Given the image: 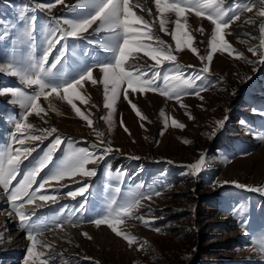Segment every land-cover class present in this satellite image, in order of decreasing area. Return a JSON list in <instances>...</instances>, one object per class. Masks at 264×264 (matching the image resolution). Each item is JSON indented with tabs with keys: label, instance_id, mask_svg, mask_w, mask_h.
<instances>
[{
	"label": "rangeland",
	"instance_id": "1",
	"mask_svg": "<svg viewBox=\"0 0 264 264\" xmlns=\"http://www.w3.org/2000/svg\"><path fill=\"white\" fill-rule=\"evenodd\" d=\"M75 2L64 0L63 4H57L55 0H0V63L8 62L13 56L26 60L30 53L28 46L17 35L26 22L21 13L27 20L32 15L38 17L35 39L39 43L50 20L55 24L53 17L71 18L66 5ZM131 3L140 4V7H133V12L148 20L155 35L175 50L176 43L171 35L175 30V14L159 13L155 0H131ZM228 3L234 11L246 7L253 9L252 12H235L241 19L225 31V39L232 49L242 53L246 59H235L228 52L214 53L209 65L210 75L196 82L206 90L201 91L199 96L191 91L181 96L187 107H181L176 100H169L159 92H136L130 95L129 100L137 105L141 115L147 117V120H141L121 93L114 105L110 126L105 119L110 110L104 106L103 85H93L89 81L80 90L84 101H73L93 120V127H89L67 101L50 98L55 105V110H52L49 101L41 97V107L47 114L29 116L27 122L34 125L29 131L39 134L37 130L40 128L55 127L62 137H70L75 147H89L100 144L93 131L95 128L103 133L104 140L110 142L114 150L119 149L99 164L88 165L96 169L95 176H66L62 182H51L53 187H58L59 183L67 185L58 193L41 190L45 195H57L59 199L56 203H48L40 209L35 208V203L45 202L37 200L32 205L24 204L26 212L35 210L37 213L32 221L41 226L42 235L38 239L51 246L43 248L38 245L37 250L52 257L50 264H150L155 262L154 257L157 260L159 257L168 259L179 254L182 257L190 255L191 264H221V257L224 262L228 261L227 264H264V192L248 191L231 183L235 181L247 188H264V63L260 62V52H264V48H260L256 55L248 51L249 47L259 46V24L264 22V17L258 15V0H228ZM39 4H51L53 7H37ZM185 17V30L193 36L192 44L198 53L182 46L173 54L177 56V62L184 66L187 78L193 75L188 65L197 69L203 67L200 56L207 55V37L213 26L206 18L198 17L194 10L186 12ZM161 18L166 22V32L159 31ZM182 23H185L183 19ZM12 26H15L16 32L9 37L5 30L12 32ZM200 28L205 30L203 34L198 31ZM84 43L87 45V41ZM90 47L103 52L96 45ZM88 50L85 48L82 52L80 48L76 49L74 59L80 61L77 67L84 66L87 59L84 53ZM96 51H93V57ZM31 54L42 55V50L38 48ZM55 54L58 53L54 50L49 59L53 60ZM138 60L146 61L139 66L142 69L146 64L154 63L143 52L135 61ZM165 64L174 67L171 62ZM66 67V64L61 66L62 70ZM100 77L102 73L94 69L93 78ZM157 83L163 85V79ZM10 86L31 91L18 77L0 73V92ZM13 99L9 93L0 94V148L12 144L15 119L23 111L12 102ZM144 100L150 101L146 110L139 107V102ZM225 117V124L217 127L216 122ZM173 119L185 127H173ZM124 127L129 132L126 133ZM16 135L19 137L20 134ZM53 139L48 137L42 143L30 142V146L39 144V147L24 162L13 186L43 155ZM185 140L189 142L185 143ZM105 146L101 144V148ZM69 150L68 143L62 144L54 154V160L64 159ZM201 154L206 157V166L201 173L193 175L187 166L195 163ZM42 176L43 173L37 180ZM225 181L229 183L221 186ZM83 183L90 185L89 203L83 212L70 216L84 200L68 197L67 192L75 191ZM117 188L119 192L115 191ZM156 192L160 195H155ZM133 194L137 198L141 194L151 197L141 198L143 206L135 212L136 216H143L153 223L145 225L132 217L118 225L121 231L137 237V242L129 245L107 225L97 226L91 221L107 214L113 198L123 202ZM162 217L170 218L166 223L167 232L160 229L157 223ZM57 218L62 223V229L53 224ZM18 243L20 247L16 250ZM29 243L9 195L0 186V264H24ZM141 244H144L143 248Z\"/></svg>",
	"mask_w": 264,
	"mask_h": 264
},
{
	"label": "snow or ice",
	"instance_id": "2",
	"mask_svg": "<svg viewBox=\"0 0 264 264\" xmlns=\"http://www.w3.org/2000/svg\"><path fill=\"white\" fill-rule=\"evenodd\" d=\"M55 2L63 4L64 0H55ZM258 3L260 5L258 15L264 17V0H258ZM155 5L161 14L165 12L175 14V30L171 33L172 39L176 43L175 50L187 46L192 52L198 53V49L192 44L193 36L185 30L186 12L194 10L198 17H204L211 22L213 27L207 37V55L200 56L201 61L204 62L203 67L197 69L192 65L187 66L192 69V76L185 77L184 66L177 62V56L173 54L175 50L166 45V42L158 35H155L152 31V24L148 20L133 12V7H140V4L133 5L131 0H76L75 3L67 4L66 9L71 12V18L53 17L52 20H55V24L53 25L50 20L44 38L39 43L35 39L38 17L32 15L30 20H27L21 13L22 19L26 22L17 35L21 42L28 46L30 53L26 60L13 56L8 62L0 63V73L18 77L22 84L31 91L10 86L0 92V94H11V97L14 98L12 102L23 110L22 114L15 119L12 144L0 148V186L9 195V201L18 217L19 224L25 230L27 240L30 241L27 255L24 257V264H50L52 259L50 255L37 250L38 245L43 248L51 246L38 239L42 235L41 226L32 221V217L37 213L35 210L31 213L26 212L24 204L32 205L37 200L45 202L35 203V208L40 209L48 203H56L59 199L57 195H45L41 190L58 193L61 188H65L67 185L59 183L58 187H53L51 182H62L66 176L93 177L96 175V169L89 168L88 165L90 163L99 164L109 154L119 151V149L114 150L110 146V142L104 140L103 133L96 131L95 128L93 131L99 138L100 144H91L89 147H75L72 139L62 137L55 127L40 128L37 130L39 134L29 131L34 128L33 124L27 122L29 116L47 114L41 107V97L45 101H49V108L52 110H55V105L51 103L50 98L67 101L75 114L87 121L89 127H93V120L73 102L74 99L84 101L85 98L81 95L80 90L84 88L86 82L90 81L93 85H103L104 106L110 110L105 119L110 126L114 105L121 93H123V99L128 101L132 109L136 111V115L141 120H147L146 116L141 115L137 105L129 100L133 93L159 92L169 100H176L181 107H187L181 101V96L189 94L190 91L199 96L201 91L206 90L202 84L196 82L203 81L210 75L209 65L213 60L214 53L228 52L235 59H246L242 53L232 49L225 39V31L230 29L234 22L241 19L235 12L241 10L252 12V7L237 8L234 11L228 0H155ZM37 7L50 9L53 5L39 4ZM182 19L185 23H182ZM165 23L163 18L159 20V31L166 32ZM198 31L203 34L205 30L200 28ZM14 32H16L15 26H12V32L5 30L9 37ZM93 34L96 36L94 37ZM259 34V46L248 49L253 55H256L260 48H264V22L259 24ZM85 41H87V45H85ZM58 45H62V47H57ZM92 45H96L103 52L91 48ZM38 48L42 50V55H32L31 52ZM77 48H80L82 52L85 48L89 49L84 53L87 59L83 67H77L80 61L74 59ZM54 50L58 54H55L54 59L50 60V55L54 53ZM93 51H96L95 57H93ZM141 52L154 61L153 64L144 66L146 70L131 62L137 60ZM165 62H171L174 67H167ZM260 62L264 63V52H260ZM65 64L67 67L62 70L61 66ZM94 69H98L99 73H102V77L94 79ZM161 78L164 82L163 85L157 83ZM161 115L163 116L164 113L161 112ZM41 119L44 117L41 116ZM226 120L227 117L217 121V127H222ZM44 122L48 123L47 120ZM167 122V118H165V125ZM121 125L123 126V121H121ZM172 126L180 129L185 127L175 119L172 120ZM124 131L127 133L129 129L124 127ZM16 133L20 134L19 137ZM48 137H54V139L47 150L33 166L23 173V178L13 186V181L21 173L22 165L32 156L36 147H39V144L30 146V142L42 143ZM184 142L188 143L189 141L185 140ZM64 143L70 145V150L64 159L55 161L54 154ZM101 144L107 146L101 148ZM133 158L139 159V157ZM205 160V155L201 154L195 163L187 167L193 175L199 174L206 166ZM41 173L43 176L38 181L37 177ZM227 183L229 182L225 181L221 186ZM231 183L235 187L248 191L264 192L262 187L247 188L235 181ZM37 184L38 187L33 188ZM89 190L90 185L83 183V186L78 187L75 191L67 192L68 197L73 199L80 197L84 200L74 213L69 214L70 216L86 209L89 203L87 200ZM115 191L119 192L120 189L117 188ZM155 195L158 196L160 193L156 192ZM141 198L151 199L150 196L143 197L142 194L140 198L133 194L123 202L113 198L112 203L108 206L107 214L93 219L91 222L97 226L107 225L116 236L122 237L129 245H132L137 242V237L121 231L118 225H122L126 219L132 217L141 220L145 225L153 223L143 216H136L135 210L143 206ZM53 224L56 228L62 229L59 218L53 220ZM140 247L143 248L144 244H141Z\"/></svg>",
	"mask_w": 264,
	"mask_h": 264
},
{
	"label": "trees",
	"instance_id": "3",
	"mask_svg": "<svg viewBox=\"0 0 264 264\" xmlns=\"http://www.w3.org/2000/svg\"><path fill=\"white\" fill-rule=\"evenodd\" d=\"M211 205V204H210ZM212 206V205H211ZM210 206V207H211ZM169 219L170 218H160V219H158V221H157V223H158V225H159V227H160V229H163V231H165V232H167L168 230L166 229L167 227H166V223L169 221ZM171 229H172V227H170ZM217 250H220V249H217ZM213 254V251H212V253H211V255ZM223 262H221V264H227L228 263V261L227 262H224L225 260H223V258L221 257L220 258ZM154 260H155V262L153 263L152 261L150 262V264H191V262H192V257L190 256V255H183V257L182 256H180V254L177 256V257H174V258H170V257H168V259L167 258H158V260L154 257ZM146 264H149V263H146Z\"/></svg>",
	"mask_w": 264,
	"mask_h": 264
},
{
	"label": "bare ground",
	"instance_id": "4",
	"mask_svg": "<svg viewBox=\"0 0 264 264\" xmlns=\"http://www.w3.org/2000/svg\"><path fill=\"white\" fill-rule=\"evenodd\" d=\"M149 18H150V17H149ZM144 63H146V61H143V60H138V61H135V62H134V64H136L137 66L143 65ZM149 102H150V101H145V100H144V101H140V102H139V104H140L139 107H141V108H143V109L146 110V109L149 107V105H150ZM143 103H144V106H143ZM141 108H140V109H141ZM141 110H142V109H141ZM143 111H144V110H143ZM19 244H20V243H18L17 246H15V249H16V250H19V249H17V247H20ZM14 245H15V243H14ZM14 245L12 244L13 247H14ZM73 263H75V262H73Z\"/></svg>",
	"mask_w": 264,
	"mask_h": 264
}]
</instances>
